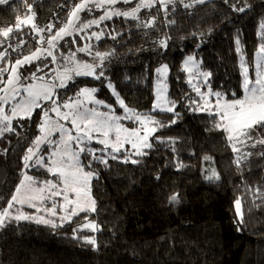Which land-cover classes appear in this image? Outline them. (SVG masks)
I'll use <instances>...</instances> for the list:
<instances>
[{"label":"trees","instance_id":"obj_1","mask_svg":"<svg viewBox=\"0 0 264 264\" xmlns=\"http://www.w3.org/2000/svg\"><path fill=\"white\" fill-rule=\"evenodd\" d=\"M79 2L27 0L35 13L33 22L45 30L38 35L28 24L14 31L0 46V51L7 49L9 53L1 66L7 67L8 61L14 63L38 47H47L40 37L47 39L63 27ZM135 3H118L115 7L126 10ZM184 4L191 6L185 8ZM184 4H169L167 14L160 5L141 10L140 21L155 17L152 27H144L138 20L113 17L99 27L64 38L54 50L55 63L51 57H41L19 68L26 77L22 83L27 85L37 81L32 79L34 72L36 76L47 74V79L57 70L71 67L65 59L71 52H76L78 60L93 64H100L95 52H109L111 55L97 70V74L104 73L100 79L74 76L71 86L60 92L76 94L85 87L96 88V97L123 116L113 89L129 108L151 113L156 70L167 65L168 102H175V109L173 113L154 115L164 126L153 125V147L144 149L146 155L131 157L139 163L123 162L128 154L123 151L116 154L118 159H111L106 152L96 153L103 155L108 164L91 163L96 173L91 182L94 212H82L57 227L5 221L0 227V264H264V156L257 155L264 146L252 148L251 141L248 147L240 146L241 153L253 155L242 160L238 168L234 163L238 153L233 152L224 132L214 127V118L198 110L201 99L189 87L184 70L186 59L195 57L211 73L208 89L223 93L229 100L242 98L241 56L253 75L256 53L264 43L260 36L264 0ZM233 5L245 11H235ZM102 14V10L94 9L81 12L80 17L87 21ZM27 15L31 13L24 0L0 5V29L14 26L17 16L23 20ZM50 24L52 32L47 31ZM91 32L103 35L100 40L82 38ZM17 44L20 47L13 51ZM85 44L91 46V55L76 51ZM37 67L43 71L37 72ZM41 117V109H36L31 119L17 118L12 122L14 131L0 137V209L7 207L23 179V157L40 135ZM173 120L175 123H171ZM90 147L103 148L97 143ZM205 156L211 159L205 160ZM81 159L87 164L91 157L83 154ZM212 169L219 174V180L205 178ZM27 172L39 181L58 180L43 167ZM173 194H178V203L169 202ZM238 198L243 224L236 211ZM93 222L97 225L95 232L83 227ZM92 237L95 245L87 242L86 238Z\"/></svg>","mask_w":264,"mask_h":264},{"label":"snow or ice","instance_id":"obj_2","mask_svg":"<svg viewBox=\"0 0 264 264\" xmlns=\"http://www.w3.org/2000/svg\"><path fill=\"white\" fill-rule=\"evenodd\" d=\"M183 3V0H181ZM195 3L203 4L205 0H194ZM227 2V0H225ZM10 0H0V5H7ZM28 12L31 15H27L23 20L17 16L14 26H8L0 29V37L5 38L0 40V46H3L7 39H10L11 34L14 31H20L22 25L31 24L32 30L38 35L45 29L39 28L33 22L35 19V13H32V5L24 0ZM118 3L132 4L133 0H80L72 8L69 18L63 27L58 29L53 35L45 39L41 36L40 40L46 43L47 47H38L35 51L29 55H25L22 58H18L14 63L8 61L7 67H0V137L5 132H12L14 128L12 126L13 120L19 119H31L33 113L37 108L41 109L42 117L41 123L38 125L41 135H38L33 142V146L29 147L23 157L25 168L29 167V162L35 159V165L46 168L47 172L53 176L58 177V181L44 180L39 181L33 176L24 174L23 179L16 187L15 192L12 194L10 200L7 202V207L0 209V227H3L5 220L21 221V220H35L37 223L50 224L52 227L58 225L51 219H45L43 216H34L25 214L22 208L16 209V214L12 213L14 205L19 204L21 206L27 205L28 207L35 208L36 212L41 211L49 214L50 216H57L59 212H63L64 215L60 216V219L71 220L73 216L79 215L81 212L95 211L96 201L91 196V180L96 177V173L91 170L92 161L107 166L108 160L103 155H97V152L107 153V156L111 159H118L116 155L125 149V145H130L134 152H128L123 157V162H131L133 164L139 163V160L132 159L135 156H144L147 153L144 149H150L153 147L149 142L150 134L156 131L155 127H149V125H164L155 119L150 113H139L135 109L129 108L125 105L124 101L120 98L119 94L113 89V95L116 96V100L120 107L124 110V115L115 114V110L111 105H107L104 101L97 100L94 97V93L97 91L95 88H82L79 90L75 98H69L68 100L58 103L59 97L56 94L57 88L67 87V82L72 81L74 76H93L95 79H100L104 75L103 71L96 73L97 67L103 66V61L111 55L109 52H95V58L100 60V64L88 63L80 61L76 58V52H71L69 56L65 57L67 61L71 63V67L65 66L62 71L57 70L53 80L49 81L45 76H36L32 73V79L39 81V83L27 84L22 83L23 75L19 72V68L25 64H31L35 60H39L41 57L45 59L47 57L52 58V62H56V55L54 50L57 48L59 41L65 37L73 36L74 33H84L87 29L93 26L99 27L102 22L111 20L113 17H123L125 19H132L140 21L139 13L142 8L151 9L156 6L157 3L167 14L168 5L174 4L175 0H138L134 7L126 10H120L115 7ZM190 4H184V7H190ZM235 11L244 12V7L237 8L233 5ZM94 9L102 10L103 14L98 18L83 21L81 20V12H92ZM155 23V17H151L147 21H140L144 27H152ZM138 26H140L138 24ZM53 25L47 26V31L52 32ZM260 36L264 39V21L260 24ZM102 32H91L88 35L83 36L85 40H90L93 37L96 40H100ZM119 35V33H117ZM113 39L116 37L113 36ZM76 41L73 39L72 43ZM164 44V42H161ZM237 51H240L239 40H237ZM166 46V45H164ZM9 47L11 45L9 44ZM20 47L17 44L13 51H16ZM78 52H83L91 55V46L85 44L83 47L77 48ZM9 53L7 49L0 51V63H4L8 60ZM194 61V57L189 56L185 61V71H190L187 65L189 62ZM241 68L243 75V97L226 99L221 92H212L210 87L207 93L201 92L200 86L193 84L192 87L196 91L197 95L204 101V107L198 110L207 111L210 116L214 118V127L218 130L226 133V139L234 153H238L234 163L237 167H240L242 160H247L253 155L251 152L241 153V148L248 147V142L251 141V147L255 148L257 145L264 146V43L260 45L258 52L256 53L255 61V77L249 75V68L246 66L244 57L241 56ZM47 67V65H44ZM42 67H37V72H42ZM157 73L164 75L168 71V66L163 65L158 68ZM5 74L7 78L5 79ZM205 77H209L211 73H201ZM191 82V81H190ZM207 84V80L204 82ZM112 88V85H108ZM21 89L25 93L23 99L17 100V96L20 95ZM167 85L161 87L157 86V99H160L162 91H166ZM214 96V105L210 104V101L206 97ZM235 96V93H233ZM83 97L84 99H81ZM89 103L103 105L108 108L107 112H100L95 108H88L85 106L84 101ZM11 103L9 109L6 110L5 106ZM51 102V108H45L41 102ZM171 106L161 107L159 104H154L152 111H167L173 112L175 109V102H169ZM196 103V101H192ZM61 109H67V111H61ZM50 113L56 114V119L50 116ZM63 120L70 124V127H66L65 124L60 121ZM122 120H131L137 123L139 127L129 128L121 123ZM175 123V120L171 121ZM143 133V134H142ZM58 134V139L52 137ZM103 145L102 149H93L90 147L91 143ZM51 145L52 150L48 157L47 162L45 157L40 155V145ZM110 149V151H108ZM87 154L91 157L87 164H85L81 156ZM257 155L264 156V151L257 153ZM205 160L211 159L208 156L204 157ZM178 167H184L183 164H179ZM206 179L219 180L220 176L212 169L211 175L205 177ZM256 189V192H259ZM264 195V193H262ZM59 198V199H57ZM47 201H51V205L46 204ZM169 202L178 203V194H173L169 197ZM237 216L239 217V223L243 224V213L241 211V200L238 198L235 201ZM59 208V212L57 209ZM85 228H90L93 231L97 229V225L88 223L83 225ZM87 242L95 245L96 240L94 237L86 238Z\"/></svg>","mask_w":264,"mask_h":264},{"label":"rangeland","instance_id":"obj_3","mask_svg":"<svg viewBox=\"0 0 264 264\" xmlns=\"http://www.w3.org/2000/svg\"><path fill=\"white\" fill-rule=\"evenodd\" d=\"M205 1H207V0H205ZM133 2H138V0H133ZM189 2H194V0H183V3L181 2V0H175V3L174 4H184V3H189ZM195 3V2H194ZM159 5V3H157L156 4V6H158ZM143 9H147V8H142L141 10H143ZM66 38V37H65ZM62 41V40H61ZM61 41H59V43L61 42ZM58 43V44H59ZM58 49V48H57ZM187 60V59H186ZM85 62H88V63H90L89 61H85ZM92 62V61H91ZM2 65V63H0V67H2L1 66ZM27 65V64H26ZM163 65H161L160 67H158V68H161ZM187 67H188V69H190V71H185L186 73H187V76H188V81H187V83H188V85H189V87L196 93V91L193 89V87H192V85L193 84H196V85H198V86H200V89H201V92H205V93H207L208 91H209V89H208V85H209V82H208V80H209V77H205V76H203L201 73H208L206 70H204L203 69V67H202V62L199 60V59H197V58H195L194 57V61H192V62H189V64L187 65ZM100 67H97L96 68V73H97V70L99 69ZM254 69H255V66H254ZM253 69V70H254ZM184 70H185V62H184ZM19 71H20V69H19ZM34 73H36V72H34ZM55 75L56 74H54L53 75V77H51V78H47V80H49V81H51V80H53L54 79V77H55ZM249 75L251 76V77H255V70H254V73H253V75H251L250 74V71H249ZM84 77H91V78H94L93 76H84ZM168 79H169V69H168V71H167V73L166 74H164V75H161V74H159V73H157V71H156V86H155V101H154V104H159L161 107H164V108H166V107H169L170 105H169V102H168ZM205 80H207V84H205L204 82H205ZM191 81V82H190ZM72 82H74V78H73V80L72 81H68L67 82V87H64V88H57L55 91H56V94H57V96L59 97V99H58V103H62V102H64V101H66V100H68L69 98H75L76 97V95H77V93L76 94H71L70 92H63V93H61L60 91H63V90H65V89H67V88H69L70 86H71V83ZM34 83H39V81H36V82H34ZM33 84V83H32ZM158 84H160L161 85V87L163 86V85H167V89H166V91H162L161 92V94H160V99L158 100L157 99V86H158ZM87 88H89V87H87ZM96 89V88H95ZM98 93V89H97V91L94 93V97H95V99H97V100H99L96 96V94ZM3 93H0V95H2ZM197 94V93H196ZM24 96H25V93L23 92V90L21 89V92H20V95H18L17 96V100H20V99H23L24 98ZM81 99H84L83 97H81ZM201 99V98H200ZM206 99H208L209 101H210V104H212V105H214V102H215V97L214 96H211V97H206ZM227 99V98H226ZM200 108L202 109L203 107H204V101L203 100H200ZM11 103H15V101H11L10 102V104L9 105H6L5 106V108H6V110L7 109H9L10 108V106H11ZM42 104H44V105H46L47 103H50L51 104V102H41ZM84 103H85V106L86 107H88V108H95V109H97L98 111H100V112H107V111H109L108 109H106V107H104L103 105H98V104H94V103H89L87 100H85L84 101ZM154 104H153V106H154ZM52 107V106H51ZM37 109H39V108H37ZM123 110V109H122ZM152 110H153V108H152ZM61 111H67V109H61ZM202 111H204V110H202ZM123 112H124V110H123ZM174 112V111H173ZM173 112H167V111H159V110H157V111H151V115L153 116V117H155L154 115L156 114V113H173ZM207 112V111H206ZM116 114V113H115ZM50 116L53 118V119H56V114L55 113H50ZM16 120V119H15ZM14 121V120H13ZM61 123H63V124H65V126L66 127H70V124H68L67 122H65V121H63V120H61L60 121ZM121 123L122 124H124L126 127H129V125L128 124H126V123H131L130 125H133L134 124V122L133 121H131V120H122L121 121ZM136 124V126H131V127H129V128H136V127H139V125L137 124V123H135ZM149 127H154L153 125H149ZM143 134V133H142ZM155 134V132L154 133H152V134H150V136H149V142H150V140H151V138L153 137V135ZM225 135H227L226 133H224ZM40 135H41V133H40ZM53 139H58V134L56 135V136H54V137H52ZM94 143H96L95 141H93L92 143H91V145L92 144H94ZM98 144V143H97ZM90 145V146H91ZM102 147H104L103 145H101ZM241 145H237V147H240ZM125 149H127L128 150V152H134L135 150H133V149H131V146L130 145H125ZM51 150H52V146L51 145H45V144H42V145H40V155H43L44 157H45V161L47 162V160H48V157H49V155H50V153H51ZM110 150V149H109ZM121 151H123V152H125L123 149L121 150ZM128 152H126V153H128ZM82 157V156H81ZM35 159H36V157H33V160L32 161H30L29 162V167H27L26 168V174H28V175H30L27 171L28 170H30V169H32V168H38V167H40V166H38V165H35ZM44 168V167H43ZM45 170H46V168H44ZM31 176V175H30ZM59 179V178H58ZM94 179V178H93ZM92 179V180H93ZM92 180H91V182H92ZM58 181V180H57ZM90 182V183H91ZM92 196V195H91ZM57 199H59V198H57ZM46 204L48 205V206H50L51 205V201H47L46 202ZM17 208H22V211L25 213V214H29V215H34V216H43L45 219H51L52 221H54L57 225H63L64 223H67V221H69V220H61L60 219V216H63L64 215V213L63 212H59V208L57 209V211L59 212V215H57V216H50L49 214H47V213H45V212H43V211H41V212H39V213H37L36 212V209L35 208H31V207H28L27 205H23V206H21V205H19V204H16V205H14V208L11 210L12 211V213L13 214H16V209ZM90 211V210H89ZM91 212H93V211H91ZM82 213V212H81ZM73 217H75V216H73ZM8 219H6L5 221H7ZM21 221H25V222H30V223H34V224H40V225H49V226H51L50 224H44V223H37V222H35V220H21ZM90 230H92V229H90ZM93 231V230H92ZM93 232H95V231H93Z\"/></svg>","mask_w":264,"mask_h":264}]
</instances>
